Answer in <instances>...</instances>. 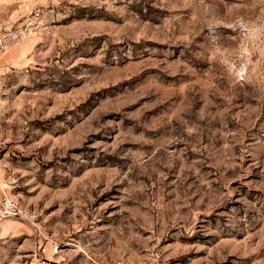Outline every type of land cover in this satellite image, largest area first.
Listing matches in <instances>:
<instances>
[{
	"label": "rangeland",
	"instance_id": "1",
	"mask_svg": "<svg viewBox=\"0 0 264 264\" xmlns=\"http://www.w3.org/2000/svg\"><path fill=\"white\" fill-rule=\"evenodd\" d=\"M9 1L0 264H264V0Z\"/></svg>",
	"mask_w": 264,
	"mask_h": 264
},
{
	"label": "built area",
	"instance_id": "2",
	"mask_svg": "<svg viewBox=\"0 0 264 264\" xmlns=\"http://www.w3.org/2000/svg\"><path fill=\"white\" fill-rule=\"evenodd\" d=\"M38 18L36 12L30 14L21 25H18L9 30H2L0 28V54L6 52L10 47L17 44L20 40L25 38L27 28L31 27ZM0 215L2 217H14L21 220L32 221L33 216L30 211L21 206L17 200L6 193L0 195ZM45 249H42L44 252ZM37 255H40L38 253Z\"/></svg>",
	"mask_w": 264,
	"mask_h": 264
},
{
	"label": "crops",
	"instance_id": "3",
	"mask_svg": "<svg viewBox=\"0 0 264 264\" xmlns=\"http://www.w3.org/2000/svg\"><path fill=\"white\" fill-rule=\"evenodd\" d=\"M10 4L9 0H0V28L1 27H7V25L10 23V20L12 21L14 17L15 12L9 13L10 16L8 18H4V10L6 9L7 5ZM7 17V16H6ZM3 193V189L0 186V195Z\"/></svg>",
	"mask_w": 264,
	"mask_h": 264
}]
</instances>
